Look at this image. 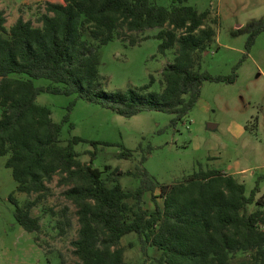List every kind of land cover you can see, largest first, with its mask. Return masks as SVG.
<instances>
[{"label": "trees", "instance_id": "1", "mask_svg": "<svg viewBox=\"0 0 264 264\" xmlns=\"http://www.w3.org/2000/svg\"><path fill=\"white\" fill-rule=\"evenodd\" d=\"M184 1L173 0L170 6L155 0L48 1L39 26L23 17L7 26L0 9V156H7L15 192L36 194L23 204L15 192L8 199L15 206L16 221L26 231L38 232L41 222L32 208L51 193L49 184L59 176L79 224L72 241L78 258L74 264H128L121 242L129 234L158 252L156 264H264V197L256 198L259 180L247 194L245 183L235 175L200 164L182 180L161 184L142 166L144 157L126 172L139 178V185L124 187L119 169H100L79 160L75 145L83 140L80 136L63 140L68 115L57 122L51 109L37 102L45 91L76 94L126 117L156 110L174 114L175 122L182 120L198 103L204 81L233 82L236 75L201 71V59L216 31L206 24L208 11ZM153 28L158 29L159 51H175L174 60L162 69V89L149 90L155 81L150 76L149 84L140 88L105 90L100 49L115 39L134 45L138 33ZM262 32L263 17L234 34H247L250 47ZM37 78L51 82L37 86ZM119 154L130 158L133 152ZM146 192L152 195L153 209L145 206ZM252 204L257 208L250 211ZM67 211L65 207L63 213Z\"/></svg>", "mask_w": 264, "mask_h": 264}, {"label": "rangeland", "instance_id": "2", "mask_svg": "<svg viewBox=\"0 0 264 264\" xmlns=\"http://www.w3.org/2000/svg\"><path fill=\"white\" fill-rule=\"evenodd\" d=\"M62 0H0L7 16V26L18 17L41 25L40 17L46 3ZM170 6L173 0H155ZM199 11H208L206 24L215 31L214 41L204 52L201 71L210 74L235 75L233 82H203L198 103L177 122L175 115L156 110H145L131 117L120 115L110 108L79 98L76 94L63 95L42 92L37 102L48 106L52 117L63 124L65 142L73 135L83 140L75 145L79 160L104 169L110 166L121 173L124 187L135 188L140 179L126 174L134 170L146 157L142 166L161 184L182 180L202 164L235 175L245 183L247 194L257 185L256 198L264 197V32L248 47L247 34H234L252 19L264 18V0H185ZM157 28L138 33L139 42L132 45L115 39L100 51L99 72L107 91L130 87L140 88L155 77L149 90L162 89V69L174 60V49L165 54L158 49ZM90 40H93L89 37ZM47 78L34 79L37 86L50 84ZM1 113V111H0ZM215 124L214 128L209 124ZM73 125V126H71ZM132 150L130 158L120 152ZM7 156H0V264H74L72 241L78 233L76 207L68 201L54 176L49 184L51 193L32 208L38 216L41 230L26 231L14 217V204L8 196L15 192L16 181L12 169L6 167ZM160 190L157 202L162 203ZM20 204L36 194L15 192ZM145 206L153 209L150 192L144 195ZM68 207L67 215L63 209ZM256 204L249 206L252 211ZM67 217L70 224L66 222ZM61 228L59 227V222ZM125 247L128 264H156L158 252L143 247L136 234L126 235Z\"/></svg>", "mask_w": 264, "mask_h": 264}, {"label": "water", "instance_id": "3", "mask_svg": "<svg viewBox=\"0 0 264 264\" xmlns=\"http://www.w3.org/2000/svg\"><path fill=\"white\" fill-rule=\"evenodd\" d=\"M209 127L214 128L215 127V124L210 123L209 124Z\"/></svg>", "mask_w": 264, "mask_h": 264}, {"label": "crops", "instance_id": "4", "mask_svg": "<svg viewBox=\"0 0 264 264\" xmlns=\"http://www.w3.org/2000/svg\"><path fill=\"white\" fill-rule=\"evenodd\" d=\"M0 9L2 10L3 8L0 7ZM18 18H19V17H18ZM18 18H17V19H18ZM17 19H16V20H17ZM16 20H15V21H16Z\"/></svg>", "mask_w": 264, "mask_h": 264}]
</instances>
